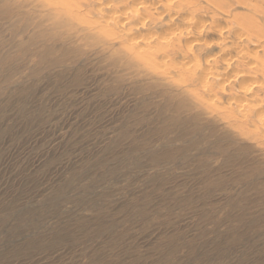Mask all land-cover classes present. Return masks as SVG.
Here are the masks:
<instances>
[{
    "label": "rangeland",
    "instance_id": "374dc122",
    "mask_svg": "<svg viewBox=\"0 0 264 264\" xmlns=\"http://www.w3.org/2000/svg\"><path fill=\"white\" fill-rule=\"evenodd\" d=\"M93 2L0 0V264H264V92L254 109L239 82L205 89L207 47ZM171 12L206 43L235 29L207 0ZM161 37L149 61L130 52Z\"/></svg>",
    "mask_w": 264,
    "mask_h": 264
},
{
    "label": "bare ground",
    "instance_id": "6f19581e",
    "mask_svg": "<svg viewBox=\"0 0 264 264\" xmlns=\"http://www.w3.org/2000/svg\"><path fill=\"white\" fill-rule=\"evenodd\" d=\"M175 1L176 0H130V10L133 14H136L140 8H143L152 11L156 15L163 16L168 21L166 28H168L169 31L176 32L177 35H181L180 37H186V46L184 47H186L187 52L193 55V57L195 54L194 51L196 49H202L203 47H207V49L210 50L209 55L213 53V59H211V57V60L209 61L204 60L206 62L204 67V61L202 62L203 64L200 63L202 65L200 82H202V86H204L205 89L209 86V83H207V76L219 79L218 86L224 91H226V88L229 86V89H233L234 86L232 83L239 82L238 86L240 95L245 100V103L249 105L250 108L254 109L261 106L257 94L264 92V55H260L258 50L260 48H263L264 50V43L259 37V32L264 30V0H207V3H211L222 9L226 13L225 15L228 16L230 24L233 23L231 27L235 28L234 31H226V27L225 29H221V26L216 27L215 35L217 36L218 41L215 43H206L203 40V35L200 31V23L184 15L175 17L174 13L171 12V5H173ZM93 3H95L96 8L98 6L100 13L108 11L107 7L103 6V0H95ZM62 4V0H53L52 3V5ZM117 21L120 26H123L125 23L122 21L121 17H118ZM129 42L131 53L137 55L141 60L149 61L151 51L154 50L155 46H161L164 44L165 37H161L158 40L152 38L150 40H142L139 42L136 40H129ZM228 47L234 49V52H232L235 54L234 56L227 51ZM250 47L253 49L250 50ZM203 51L207 52V50ZM197 58L199 57L197 56ZM193 60L194 58L191 60L192 63ZM168 61L169 59L162 57L159 59L158 65L160 67H165ZM196 62L198 63V60ZM181 64H183V62ZM215 64H221L222 71L216 69ZM234 64L236 67H234ZM180 72H184L185 74L183 77L180 73H177V77L181 80L186 79V77L193 79L195 76L194 71L186 72L185 70H180ZM214 91L215 87L212 88L211 92ZM241 104V102L238 103V107L243 110L245 106H242ZM261 111L263 112V110ZM260 113L259 110H255L254 112L258 122L264 127V115L262 116V113ZM248 117L249 115L246 114L245 118L247 119Z\"/></svg>",
    "mask_w": 264,
    "mask_h": 264
}]
</instances>
